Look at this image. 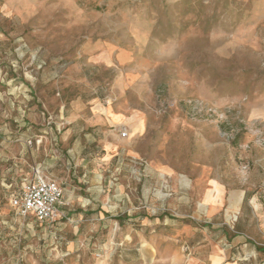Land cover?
Masks as SVG:
<instances>
[{
  "label": "rangeland",
  "instance_id": "374dc122",
  "mask_svg": "<svg viewBox=\"0 0 264 264\" xmlns=\"http://www.w3.org/2000/svg\"><path fill=\"white\" fill-rule=\"evenodd\" d=\"M86 42L113 58L110 70L90 69V97L141 114L143 130L117 128L128 133L116 144L119 157L105 158L101 145H68L82 155L70 170L67 146L53 140L61 95L52 75L57 59L67 61ZM191 103L214 112L196 113ZM41 162L62 181L75 170L74 195L86 198L100 185L106 211L117 205L120 217L132 216L144 207L170 219L122 223L104 213L107 223L60 219L43 230L9 202ZM77 169L101 178L81 184ZM144 169L169 174L154 182L144 176L143 189ZM263 179L264 0H0V264L205 262L207 228L177 219L185 214L184 180L199 200L200 180L207 189L215 181L256 191ZM120 193L130 201L123 213ZM254 251L249 245L223 264H264V252Z\"/></svg>",
  "mask_w": 264,
  "mask_h": 264
},
{
  "label": "crops",
  "instance_id": "0c3cea01",
  "mask_svg": "<svg viewBox=\"0 0 264 264\" xmlns=\"http://www.w3.org/2000/svg\"><path fill=\"white\" fill-rule=\"evenodd\" d=\"M109 52L110 49L106 46L86 42L82 45L81 50L77 52V55L70 57L67 61L64 62L62 60L61 64H58L60 59H57L55 72L52 75L55 79L53 80V77L50 78L55 82V86L61 95L60 103H57L55 110L57 136H54L53 140L57 146H67L64 151L67 157L66 166L70 170L73 168L70 161L79 160L82 155L76 151L75 146L68 147V145H101L106 152L105 158L108 156L119 157L123 156V153L117 150L116 144L123 141L122 139L124 138L119 136L117 128L121 125H126L130 127V132L141 133L143 130L142 116H139L141 114L133 112V115L132 113L128 115L123 110L115 108L112 104L101 103L100 98L90 97L91 91L89 90L91 89L88 80L90 69L94 67L112 69L113 58L112 53ZM133 123H137L138 129H134ZM38 167L47 178L64 185L61 187L63 205L58 207L60 216L52 227L54 229L60 224V219H92V217H95V221L107 223V221L105 222L102 219L104 213H110L109 216L111 217L116 216L118 219L115 218L114 220H119L122 223L136 221L143 224L145 220L149 219H170L164 215L150 216L145 212L144 207H140L141 211H137L135 215L120 217L116 210L117 205H108V211H106L99 203L98 198L101 197L102 192L100 185L88 188L90 193L84 198L79 193L74 195L73 192L75 190L70 185V182H72L70 177L73 179L76 177L75 170L71 172V175H67L68 179L66 181H62L59 178V174L47 171L44 162H41ZM76 171L79 174L77 177L81 176L82 178L81 184L89 180L99 182L101 178V174L96 171L94 173H91L92 171L88 169H77ZM140 172V186L143 189L146 181L144 176L151 177V182H154L157 180L158 175L168 173L163 170L157 172L155 169H144ZM202 172L201 175H204ZM200 181L201 195L199 200H195L191 195L192 182L184 180L183 184L186 186L183 188L185 195L181 198L179 206L180 210H183L185 214L177 218L189 219L188 222L192 225H197L200 221L207 228V231L201 232L200 236V245L202 244L204 249H206V261L192 262L195 264H223L229 256L234 257L240 252L244 253V250L249 248V245L256 250L253 252L254 254L264 252V196L261 188L263 180L256 191H252L250 187L227 189L226 186L214 181L219 186L220 192L218 195L214 190V182L210 184L211 186L209 185V190L205 186L206 182L202 183V180ZM172 182L175 186H178L176 184L178 182L180 184L181 179L174 178ZM24 184L25 181H23L22 186ZM81 186L79 189H81ZM8 187H11V184ZM15 192L17 191L9 194V199ZM118 198L122 202L120 205L122 206L120 208L121 213L122 210L129 206L130 201H128L129 198L125 193H120ZM130 206L132 207V205ZM27 219L46 230L33 217ZM124 234L126 235L125 237H128L131 233ZM255 245L260 247L256 248Z\"/></svg>",
  "mask_w": 264,
  "mask_h": 264
},
{
  "label": "built area",
  "instance_id": "2783aa9c",
  "mask_svg": "<svg viewBox=\"0 0 264 264\" xmlns=\"http://www.w3.org/2000/svg\"><path fill=\"white\" fill-rule=\"evenodd\" d=\"M191 109L196 113L214 112L212 109H203L200 105L192 103ZM118 133L121 138H126L128 135L126 129ZM261 188L264 196V179ZM62 194L61 186L55 180L47 178L40 168L35 166L31 168L28 182L11 195L9 202L18 217L23 219L33 217L47 229L52 228L59 219L58 207L63 205Z\"/></svg>",
  "mask_w": 264,
  "mask_h": 264
}]
</instances>
